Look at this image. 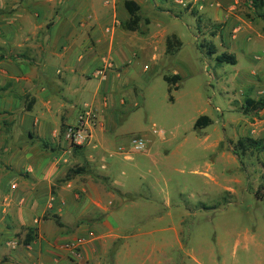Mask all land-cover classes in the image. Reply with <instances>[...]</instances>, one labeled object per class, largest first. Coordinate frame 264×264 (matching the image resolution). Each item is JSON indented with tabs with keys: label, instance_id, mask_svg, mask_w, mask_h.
I'll list each match as a JSON object with an SVG mask.
<instances>
[{
	"label": "rangeland",
	"instance_id": "1",
	"mask_svg": "<svg viewBox=\"0 0 264 264\" xmlns=\"http://www.w3.org/2000/svg\"><path fill=\"white\" fill-rule=\"evenodd\" d=\"M24 1L25 20L34 24L44 19L41 9L52 25L54 11L70 7L69 0ZM124 1L78 0L72 7L86 12L82 22L98 24L87 30L90 40L78 36L86 56L102 55L91 74L95 106L53 87L50 101L59 109L30 110L35 98L19 61L39 53L48 40L44 27L27 29L28 45L1 50L10 60L0 63V264H264V190L257 195L264 151H235L240 139L264 140V109H244L246 98H264V8L252 0H136L149 30L142 36L121 22ZM11 3L0 0L3 44L13 32ZM97 31L101 39H93ZM174 35L182 47L172 56L166 43ZM142 43L144 52L130 61L111 59L117 51L128 59ZM60 47L46 41L43 50L71 51ZM224 53L237 64L219 63ZM175 75L182 79L170 94L164 78ZM201 116L212 124L195 130ZM69 126L86 129L89 143L70 144ZM51 127L60 130L53 139ZM133 138L146 149L129 150ZM77 168L85 173L67 180ZM30 227L38 236L26 246Z\"/></svg>",
	"mask_w": 264,
	"mask_h": 264
},
{
	"label": "crops",
	"instance_id": "2",
	"mask_svg": "<svg viewBox=\"0 0 264 264\" xmlns=\"http://www.w3.org/2000/svg\"><path fill=\"white\" fill-rule=\"evenodd\" d=\"M18 1L19 0H12V3L9 5V8L11 9L7 10V12L14 10V16L12 17V20H10V23L12 24L8 25V29L11 31V28H13V32L10 33V36L8 38L9 41H7L5 44H3L4 42H0V53L4 45H12L11 43H13L14 48H21V45H28L27 43H25L26 39H28L26 33L27 29H41L43 27L47 31L48 40L46 41H49L50 46L53 49L58 46H62L60 48H63L64 46L65 49L67 48L71 50L70 52L65 53L59 52V49L58 52H53V50L45 52V49L43 50V48L46 46L45 41L44 45H38L39 53H33L29 51L28 54L26 53L21 57L19 62L22 63L21 67L23 71V85L26 86L25 89L28 90V92L32 93L33 97L35 98V100L32 101L34 102V106H32V108L30 107V110H35L36 108L40 107L41 110L48 108V110L51 112L53 105L59 109L58 104L52 105L53 100L50 101V99H52V93L54 92L53 87H57L58 90L65 89L70 94H78L80 97L77 98L78 100L90 102L94 106L98 104V94L97 90L95 89L96 80L91 74L98 66L101 65L102 55H97L95 57L86 56L82 52L81 48H79L80 42L78 38L79 34L87 33V30L96 28L95 25L98 26V24L91 23L85 20L84 22H82L83 16L86 14V12L82 11V13L80 14V7L76 6L72 8L77 4L78 0H69L70 7H59V10L54 11V22L52 23V25L47 19L48 15L45 14V11H47L45 9H41V13L44 14V19L40 24H34L33 22L28 23L25 20V18L27 19L26 14H29L26 11V7L28 5L24 0L20 3ZM57 1L58 0H47L46 3H53V5H56ZM89 10L90 9L88 7L87 14L89 12L91 14V20H93V18H95V15H92V12ZM50 11L53 16V9ZM109 11L110 13L112 12L111 8L109 9ZM38 16H40V14ZM120 17L122 23H125L129 19L128 14L125 10L121 13ZM55 19L57 20L55 21ZM107 23L109 24V21L101 23L99 25V28L101 30H104L107 26ZM79 29H81L80 32ZM97 32L98 34H96ZM97 32H94L93 36L91 35L93 39L102 38L100 32ZM52 33H54V37H51ZM86 36L88 40H90V36L88 33L86 34ZM132 42H135L134 39L132 40ZM137 43L141 42L139 41ZM144 50L145 46L142 43L140 49H135L127 53L128 59L122 58L124 57V52L122 51V53L117 51L116 53L113 52V54L111 52V59L114 61V63H116V65L120 66L124 61H130L131 59H133L137 52H144ZM1 55L4 54H0V56ZM5 56L7 57V59L4 61H9L10 59L8 58V56ZM58 73L61 74L60 77H57ZM49 86H52V88H50ZM43 91L45 92L43 93ZM43 94H46L47 97H45ZM43 99H46V101H43ZM67 99L73 107L76 106L75 101L73 102L69 98ZM42 102H45L43 103L45 104L44 106L41 105ZM44 126H47V124L44 123ZM44 126L42 125V130L44 132H41L42 134L44 133V135H46V127ZM59 131L60 130L53 129V127H51V133L49 134L50 138L53 139ZM29 135H31V133H29ZM47 137H49L48 134ZM124 172H126L124 168L120 169V178H122V176L125 177Z\"/></svg>",
	"mask_w": 264,
	"mask_h": 264
},
{
	"label": "trees",
	"instance_id": "3",
	"mask_svg": "<svg viewBox=\"0 0 264 264\" xmlns=\"http://www.w3.org/2000/svg\"><path fill=\"white\" fill-rule=\"evenodd\" d=\"M254 7L257 9H263L264 8V0H252ZM124 8L127 11L129 15V19L124 23V27L128 31L132 32H138L142 36H146L149 33L148 29H143L142 27V18L140 15L141 12V6L134 0H125L124 1ZM264 19V15L262 16ZM146 25H150L151 22L149 19H146L145 21ZM166 53L168 55L174 56L179 52L180 48L182 47V42L177 38V36H171L167 39L166 43ZM214 49V48H213ZM210 53H213V51H210ZM7 57L5 55L0 56V62L6 60ZM217 60L219 63H231L233 65L237 64L236 57L231 54L224 53L221 56L217 57ZM181 76L175 75L172 77L166 76L164 80L170 85L169 87V93L171 94L173 90H178V87L176 84L181 81ZM5 88H0V91H3ZM170 100H173V97H170ZM246 112H256L259 110L264 109V98L255 100L252 98H246L245 107ZM212 124L211 118L208 116H201L197 119L194 125L195 130H201L209 125ZM66 124L63 123L61 127V133H63L66 129ZM45 147H47V144H44ZM78 148H81V146H77ZM236 154L239 152L242 156L246 155L248 152H255V153H261L264 151V140H258L253 138H244L240 139L235 147ZM240 157V156H239ZM85 173L84 168H77V169H71L67 174V180H71L73 177L82 175ZM261 190H264V186L260 188L259 195ZM264 196V193L261 195ZM54 219H56V223L59 226H62V224L59 222L58 216H53ZM38 228L30 227L28 228L24 244L26 246H30L34 243L36 240L38 234H37Z\"/></svg>",
	"mask_w": 264,
	"mask_h": 264
},
{
	"label": "built area",
	"instance_id": "4",
	"mask_svg": "<svg viewBox=\"0 0 264 264\" xmlns=\"http://www.w3.org/2000/svg\"><path fill=\"white\" fill-rule=\"evenodd\" d=\"M100 74H102V72H100ZM90 137L91 135L87 134L86 129H83V127L76 128V127L69 126L65 133V139L73 146L87 145L90 141ZM144 149H146V144L142 138L131 139L129 150L142 151ZM119 151H121L122 153L124 152L127 153L128 150H126V148L124 147H120Z\"/></svg>",
	"mask_w": 264,
	"mask_h": 264
}]
</instances>
